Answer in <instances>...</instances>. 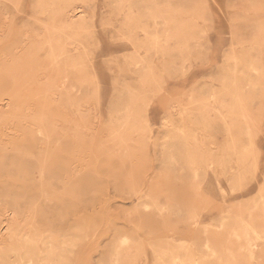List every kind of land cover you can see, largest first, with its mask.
<instances>
[{
    "label": "rangeland",
    "instance_id": "rangeland-1",
    "mask_svg": "<svg viewBox=\"0 0 264 264\" xmlns=\"http://www.w3.org/2000/svg\"><path fill=\"white\" fill-rule=\"evenodd\" d=\"M0 264H264V0H0Z\"/></svg>",
    "mask_w": 264,
    "mask_h": 264
}]
</instances>
